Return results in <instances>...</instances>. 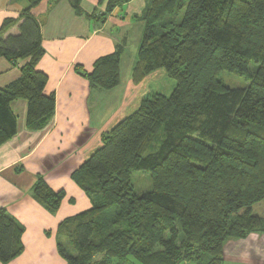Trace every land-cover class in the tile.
<instances>
[{
	"label": "trees",
	"instance_id": "obj_1",
	"mask_svg": "<svg viewBox=\"0 0 264 264\" xmlns=\"http://www.w3.org/2000/svg\"><path fill=\"white\" fill-rule=\"evenodd\" d=\"M25 1L20 16L0 28V58L21 71L0 87V146L17 133L13 101L28 102L31 130L46 127L56 109L55 94L45 92L48 76L38 69L45 49L32 10L43 0ZM131 1L101 0L105 12L87 14L82 0H69L77 15L98 24ZM145 1L132 80L164 70L176 86L170 96L148 94L73 172L91 207L57 228L65 264H224L228 240L264 233V215L254 213L264 202V0ZM126 46L121 41L91 72L77 65V73L91 88L115 89ZM224 71L248 86H226ZM138 171L149 173L152 190H136ZM33 193L52 215L65 199L41 176ZM24 231L0 208L2 264L24 252Z\"/></svg>",
	"mask_w": 264,
	"mask_h": 264
},
{
	"label": "crops",
	"instance_id": "obj_2",
	"mask_svg": "<svg viewBox=\"0 0 264 264\" xmlns=\"http://www.w3.org/2000/svg\"><path fill=\"white\" fill-rule=\"evenodd\" d=\"M53 1L43 0L32 14L41 23L45 56L38 69L48 76L46 94L56 96L55 113L46 127L31 130L26 121L28 102L13 101L17 133L0 146V208L6 209L25 230V250L9 264H65L57 250V228L65 218L91 207L89 198L73 181V172L101 146L104 132L139 108L143 96L152 91L153 80L159 77L166 84L165 71L159 70L135 85L131 72L136 57L124 77L122 70L119 86L111 91L91 88L89 81L76 71L80 65L91 72L96 60L115 52L121 41L127 42L124 51L130 52L129 40L134 35L131 25L141 21L145 0H132L116 8L105 23L99 24L77 15L69 0L52 4ZM100 1L82 0V9L87 14L96 9L105 12L106 3L100 6ZM27 6L25 0H0V28L6 19L18 18ZM17 32L16 27L10 31ZM136 33L140 41L141 27ZM20 75L19 67L0 58L1 88ZM115 91L120 94L113 103L108 95L114 97ZM40 176L52 190L66 192L55 215L34 198V185ZM224 264H264V233L228 241Z\"/></svg>",
	"mask_w": 264,
	"mask_h": 264
},
{
	"label": "rangeland",
	"instance_id": "obj_3",
	"mask_svg": "<svg viewBox=\"0 0 264 264\" xmlns=\"http://www.w3.org/2000/svg\"><path fill=\"white\" fill-rule=\"evenodd\" d=\"M131 26H132L131 27L132 31H134V35H131L130 36V40H129L131 42L130 47H129L130 48L129 49L130 52L127 53V50H126V51H124V53L122 55L123 77L125 76V72L128 69H130V67L132 65V60H135V57H137V53H138V49H139L140 44H141V40L139 41L140 36H138V34L136 33V31H137V29H139V31H140V27H141V37H142L144 23H143L142 20L140 22H138L136 20ZM136 60H137V58H136ZM165 75H166V72H165ZM145 79L142 82H144ZM219 80H221L226 86H228L230 88H246L248 86V84H249V82L246 81L245 78L240 77L237 74L229 73V72H226V71L220 73ZM165 81H166V84H162V81L160 80L159 77L156 79V81L153 80L152 81V83H153V85H152V91H149L146 95H144L143 98H142V100L148 94L156 93V92L161 93V94H163L165 96H170L171 93L173 92L175 86H176V83H175L174 80H171L168 77H166ZM141 83H139V84L134 83V84L135 85H140ZM123 87H124V85H123ZM153 89H155V91H153ZM115 92L116 93H114V97L111 96V93H110V95H108L109 98H110V102H112V101H113V103L116 102L115 97L118 96V94H120V91H115ZM132 180H133V183L135 185V188H136V190L138 192H140V193L143 192L144 193L146 191L148 192V191L152 190V184H151L150 175H149L148 172H146V171H138V172H135L133 174ZM65 197H66V192H65ZM259 208L262 209L263 211L261 212ZM254 213H256V214L258 213L260 215H264V202H260V203H258V204H256L254 206ZM232 240H234V239H232ZM235 240H238V239H235ZM228 241H230V240H228ZM223 257H224V247H223ZM191 262L192 261L185 260L181 264H192Z\"/></svg>",
	"mask_w": 264,
	"mask_h": 264
}]
</instances>
